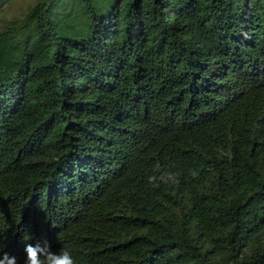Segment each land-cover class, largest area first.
Returning <instances> with one entry per match:
<instances>
[{"label": "trees", "instance_id": "1", "mask_svg": "<svg viewBox=\"0 0 264 264\" xmlns=\"http://www.w3.org/2000/svg\"><path fill=\"white\" fill-rule=\"evenodd\" d=\"M155 163L179 183L149 185ZM37 243L78 264H264V0H13L0 252L25 264Z\"/></svg>", "mask_w": 264, "mask_h": 264}, {"label": "clouds", "instance_id": "2", "mask_svg": "<svg viewBox=\"0 0 264 264\" xmlns=\"http://www.w3.org/2000/svg\"><path fill=\"white\" fill-rule=\"evenodd\" d=\"M13 6V0H0V15H7ZM189 175L193 178L197 173L189 170ZM147 183L153 188L161 185L174 186L179 183V178L175 172L166 170L159 163L152 166L151 174L147 176ZM2 249V245H0ZM26 260L25 264H78L68 248H61L59 252L51 250L50 246L39 243L32 245L27 244L25 247ZM0 264H17V258L9 256L6 252H0Z\"/></svg>", "mask_w": 264, "mask_h": 264}]
</instances>
